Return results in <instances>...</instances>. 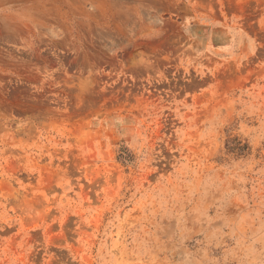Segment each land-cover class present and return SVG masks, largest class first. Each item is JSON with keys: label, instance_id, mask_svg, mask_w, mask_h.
Wrapping results in <instances>:
<instances>
[{"label": "rangeland", "instance_id": "rangeland-1", "mask_svg": "<svg viewBox=\"0 0 264 264\" xmlns=\"http://www.w3.org/2000/svg\"><path fill=\"white\" fill-rule=\"evenodd\" d=\"M0 264H264V0H0Z\"/></svg>", "mask_w": 264, "mask_h": 264}]
</instances>
